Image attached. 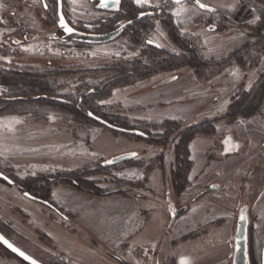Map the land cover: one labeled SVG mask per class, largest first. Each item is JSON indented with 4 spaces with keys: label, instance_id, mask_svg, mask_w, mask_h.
<instances>
[{
    "label": "rangeland",
    "instance_id": "rangeland-1",
    "mask_svg": "<svg viewBox=\"0 0 264 264\" xmlns=\"http://www.w3.org/2000/svg\"><path fill=\"white\" fill-rule=\"evenodd\" d=\"M64 1L68 22H70L73 26L79 25L87 29L89 32H93L94 29L97 28V24L93 23V21L107 14L99 11L94 7L93 4L87 2L86 0ZM133 1L137 5L149 8L150 10L148 11H152L151 9L154 8L158 10L161 9L160 0H140V2H138V0ZM197 1L210 7V11H203L193 4H187L184 2L173 4L172 10L169 13L172 16L174 24L177 25L181 32L198 37L201 46L204 48L203 52L206 57H222L246 40L252 39V37L247 36L242 29L237 27H230L226 30L219 31L214 30V21L213 23L206 25L192 22L194 17L198 15H204L205 12H211L216 8L230 7L236 0ZM44 3L47 4V0H44ZM46 4L44 5L46 6ZM43 17L44 12L41 7V0H0V22L3 23V26L0 27V66L3 65L4 67L9 68L11 65H14L15 67L79 65L90 68L100 67L121 59L132 58L137 54V50H128L118 41L85 46H77L71 42H60L58 38L59 36L56 38L54 37L56 36L54 27L51 25H44L41 20ZM256 20L257 17H254L249 23L253 24ZM14 23L20 24L23 27L25 36H22L19 30L14 27V25H12ZM154 25L155 27L150 36V40L156 42L160 46L174 49L173 44L167 39L164 31L159 26L158 20H155ZM208 27H212L213 30L209 31ZM228 67H232L230 71L237 72V77L235 80L231 76L228 78L226 77L228 72L222 73L226 69H230ZM228 67H225L218 74L209 78L198 77L194 75L188 68H181L171 72H163L159 75H161L162 78L176 75V84L181 82L184 84L208 82L210 84L209 87L214 88V94L213 96H210L212 98L207 99L205 104L200 107V110L204 108L203 114H205V117L209 118L223 113L226 107L229 105L228 103L231 101V98H233L239 88L243 90L249 88L251 83L256 79L257 75L264 69V55L260 58L257 65H246L244 70H240L236 65H231ZM220 73H222V75L218 77ZM155 76H157V74H155ZM153 86L154 85L150 82L144 84L141 83L136 86L131 84L115 88L112 90L110 97L104 100L102 104H104L112 112L125 115L133 121L134 119L132 116L142 114L144 111V108L141 104L143 92L149 90ZM14 88L15 86L12 85L10 81H0V96L11 93ZM67 91H69V89ZM138 98H141V100ZM48 119L53 120L54 124L59 123V128L61 129L69 128L70 131L72 130L71 132L74 138H80L86 142V164L94 163L95 161L97 162L101 159L106 160L111 156L124 152H130L133 149H135L137 153L139 151L142 153V146L140 145V148H130L131 145L128 142L129 137L127 136L113 134L103 126L74 122L71 119L70 114L67 112L55 110L48 106L35 105L27 108L26 112L22 115L0 116V155H3V153L8 150L9 152L14 153L17 147H19L16 142V138L17 136H23L19 130L20 128L17 126L21 120H24V122L28 121L30 123L37 121L46 122ZM190 120H192L191 117L188 120L189 122L182 123L189 124L195 119L191 122ZM139 121L142 122L144 120H137L136 122L134 121V123ZM231 123L233 124L226 126ZM231 123L219 121L215 124V131L212 135H206L202 133L196 134L190 141V158L194 164L189 173V178L191 181L190 189L192 190L189 195L192 193L195 195L196 193L213 185L217 186V188L207 192L206 196L201 198L199 197L194 201L191 198L193 195L185 196L180 194L179 196L171 193L170 200L175 207L181 206L185 203L188 205L186 212L180 215L174 221V223H172V233H174L175 237H177L186 229H192L194 226L203 224L205 226L196 231L199 232L205 229L208 230V228H212L216 226V224L219 225L221 223V220H216L218 216H227L226 213L229 212L231 206L236 205V208L234 209V223L232 227L233 237L235 231V221L239 214L240 208L242 207L241 204H246L249 208V241L251 238L253 239L256 256L255 260L250 259V264H260V252L264 247V116L250 117L245 119L238 118ZM214 135H217L218 138L214 137ZM225 135H232V137L238 141L236 143L239 148L237 153L224 158L220 157L219 141H221ZM71 140L73 143H76L73 138H71ZM122 140H126V142L124 143ZM137 143L143 144V142ZM128 147L130 150L127 149ZM125 149L127 150L122 151ZM92 150L100 151V153L96 154L92 152ZM143 151L145 153L146 150L143 149ZM142 155L139 154L136 158V161L140 162L143 160L141 161L143 162V165L132 163L130 165H124V167L121 169H110L109 175L117 179H124L126 181H136L142 180L144 178L147 179V170H145L146 168L144 165L147 167L151 164H146L144 162L146 158L143 157L145 154L143 156ZM168 159H170V156H168ZM16 166L17 165L14 162H8L0 158V167L9 170L15 176H17L16 173L18 172L16 170ZM128 166L132 167V169L127 170L126 168ZM55 173H51V175ZM35 175L36 174H26L24 177ZM17 177L20 178L19 176ZM100 186L107 189L114 188V184H110L108 182H102ZM142 191L143 190L132 189L128 190L127 195H117L131 197L135 195H141V193L138 194V192ZM16 193L18 192L15 188L9 187L6 184L0 182V214L5 216L9 212H15L20 218L23 219L22 221L28 220L29 216L19 211ZM67 215L72 220V217L69 214ZM213 216L214 218H212ZM0 219L9 223L11 228L14 229L8 220H5L1 217ZM206 220L209 221L204 223L203 221ZM212 220H214L215 223H210ZM66 221L68 224H70L69 220ZM73 228L74 230H77V228ZM79 228L82 231H85L82 227ZM80 231L77 230V233L87 238V236L82 234ZM209 231L210 229L204 234L208 235ZM35 232L39 241L44 243L50 242L51 247L56 246V244L65 247L64 242H57L56 244L52 243L44 236L43 233H40V231L36 230ZM16 233L18 232L16 231ZM85 233L88 232L85 231ZM211 233L212 232H209V235L205 238H202L201 240L195 238L200 237L203 235V233L195 236L190 235V237L187 238L189 239L188 241L190 243L182 242L183 240L179 238L174 242V246L177 245L174 254L178 256L180 262L187 261L188 264H206L202 263L204 262L202 260V257L204 258V256L208 257L210 260L212 258L216 260L217 255L211 253L212 247L209 246L213 242L220 244L222 241V235L218 233L213 235ZM20 235L24 237L30 243V245H34L28 238L22 234ZM87 239L89 240V238ZM34 246L37 247L36 245ZM81 246L85 247L88 251H90V253H94L93 255H96L92 248H87L86 245ZM161 248L162 245L159 247V251ZM98 249L102 251L100 247H98ZM177 252L180 253L177 254ZM191 252L193 260L189 261L190 257L188 255L187 258L184 259L186 253ZM103 253L115 261L113 257L107 255L105 252ZM109 253L111 252L109 251ZM77 254L74 253L72 257L80 262L81 256L79 253ZM232 254L233 250L231 252V257ZM52 256L58 258L56 255ZM171 259L173 260V258ZM15 262L16 264H19L17 261ZM215 262L212 263L218 264ZM91 264L111 263L109 260L96 255L95 258L91 259Z\"/></svg>",
    "mask_w": 264,
    "mask_h": 264
},
{
    "label": "trees",
    "instance_id": "trees-1",
    "mask_svg": "<svg viewBox=\"0 0 264 264\" xmlns=\"http://www.w3.org/2000/svg\"><path fill=\"white\" fill-rule=\"evenodd\" d=\"M186 3L193 4V1L189 0ZM62 5L63 14L67 19L64 0H62ZM41 7L44 12V17L41 19L44 25L55 27V0H47L46 6L41 3ZM160 7L161 11L158 15L145 18L133 24L120 37L123 44L129 48L134 47L139 50V54L132 59H123L100 67L90 68L79 65H43L40 67H15L11 65L9 68L3 65L0 66V81L7 80L15 86L11 93L0 96V116L22 115L27 108L35 105L48 106L52 109L69 113L74 122L101 126L87 117L89 112L114 127L142 131L148 135L146 139L133 135L124 134L123 136L161 146L162 151L152 161L156 162L157 168L161 170L164 195L167 198V202L171 203V193L180 195L190 185L188 173L192 162L189 159L188 144L196 134L212 135L215 131V124L219 121L231 123L238 118L264 116V69L257 75L249 88L244 90L239 88L223 113L189 124H183L178 120L172 119H164L159 123H134L127 116L112 112L102 102L110 97L113 89L131 85L157 73L188 68L198 77L209 78L231 65L238 66L240 70H244L246 65H257L260 58L264 55V0H236L230 7L216 8L211 12H205L204 15H198L192 19L193 23L205 25L214 21V30L219 31L237 27L242 29L247 36L252 37V39L246 40L219 58L206 57L198 37L179 30L169 13L173 7L172 3L167 0H160ZM148 10L150 9L135 4L133 0H121L118 12L107 13L105 16L93 21V23L97 24V28L93 32L110 31L114 28L116 22L133 19ZM254 17H257V20L250 24V20ZM155 20H158L159 26L164 31L167 39L173 44L174 49L163 46L160 49H156L146 45V41L150 39L155 27ZM12 25H15V23ZM1 26H3L2 22H0ZM74 27L77 30L89 32L79 25ZM74 44L85 46L81 43ZM65 89H69V91ZM106 129L113 134L122 135V133L117 131ZM150 129L159 131L151 133L149 132ZM171 152L173 160L169 162L168 156ZM139 154L142 153L139 152ZM102 161L101 159L97 162L53 175L36 174L35 176L18 178L9 170L1 167L0 172L12 182L11 187L15 188L16 191L21 194H28L34 200L46 203L48 207L52 208L62 218L69 220V223L80 231L81 229L69 216L51 201V189L54 186L62 185L90 197L111 194L127 195L128 190L132 189L148 190L144 187L147 182L146 178L136 181L114 178L109 175V170L117 167L114 165H102ZM129 162L141 164V161H136V159ZM148 169L149 166L146 167V170ZM0 182L7 185L2 179H0ZM102 182L114 184V188L101 187L100 184ZM201 195L202 193H199L197 197ZM138 197H141V195H138ZM241 205L246 207L248 219L249 208L246 204ZM172 222L169 219L166 227L168 228ZM249 228L250 222H247V256L248 259L255 260V245L252 238L249 241ZM202 231L192 232L186 237L199 235ZM80 232L85 234L93 244L100 247L103 252L113 257L116 264H125L109 253L89 233H85L82 230ZM0 233L42 264H67L34 245H30L24 237L11 228L9 223L1 219ZM0 256L6 259H14L19 264H27L7 250L1 243ZM165 264H174V262L172 259H168Z\"/></svg>",
    "mask_w": 264,
    "mask_h": 264
},
{
    "label": "crops",
    "instance_id": "crops-1",
    "mask_svg": "<svg viewBox=\"0 0 264 264\" xmlns=\"http://www.w3.org/2000/svg\"><path fill=\"white\" fill-rule=\"evenodd\" d=\"M228 68L230 69H226L222 73L228 72L226 77L231 76L235 80L237 72L230 71L232 67ZM174 76L176 78V75ZM163 79L161 75H157L141 82L142 84L151 82L154 86L143 92L142 100L138 98L141 100L144 111L142 114L132 116L134 120L159 122L163 119H177L182 122H189L190 117L192 120L205 117V114H203L204 108L200 110V107L214 94V88H210L208 82L191 84L181 82L176 84L174 80L169 83L170 85L157 88L156 83ZM21 121L17 125L23 135L16 138L19 147L14 153L8 150L0 155L1 159L14 162L17 165L16 170L18 172L16 174L20 178L26 174H51L67 171L86 164V142L80 138H74L72 130L70 131L69 128L61 129L59 123L54 124L53 120L50 119L46 122L29 123L28 121L24 122V120ZM214 137L218 138L217 135H214ZM71 138L76 143H73ZM122 142L125 143L126 140H122ZM128 142L131 145L130 148H140L142 146L141 148L146 150V154L143 156L146 159L152 158L160 152V148L153 145L131 140ZM92 152L100 153L96 150H92ZM126 169L131 170L132 167ZM144 187L148 190L138 192V194L141 193V197H138V195L129 197L117 194L88 197L62 185H56L51 189V200L64 213L69 214L75 224L90 233L125 264H164L168 258H173L174 264H188L187 261L180 262L178 256L174 254L177 247V245L174 246V242L181 238L182 242L190 243L186 235L205 225H197L192 229H186L187 231L185 230L175 237L172 233V224L168 228L166 227L169 222L167 198L164 195L162 175L159 169L151 167L147 171V182ZM16 195L19 211L28 215V220L22 221L23 219L15 212H9L5 216L0 214V217L8 220L14 230L28 238L38 248L56 255L69 264H91V259L95 258L96 255L109 260L111 264H116L85 236L77 233V230H74L65 219L52 209L20 196L19 193H16ZM206 195L207 192L201 197ZM235 208L236 205H232L229 212L226 213L227 216L221 217L220 215L216 218V220H221L219 225L216 224V226L208 228V230L210 229L209 232H212L211 234L218 233L222 235V241L220 244L213 242L209 246L212 247L211 253L217 255V259L212 258L210 260L204 256V258L202 257L204 261L202 263L213 264L212 262L216 261L215 263L218 264H229L232 252L231 236ZM207 221L209 220L203 222L206 223ZM36 230L43 233L52 243L64 242L65 247L57 244L51 247L50 242L39 241ZM208 230H203L200 233H203V235L195 239L201 240L208 236L209 232L208 235L204 234ZM81 245L92 248L96 255H93L94 253H90ZM161 245L162 248L159 251ZM74 253L80 254V262L72 257ZM179 253L177 252V254ZM187 255L190 257L189 261L193 260L192 252L186 253L184 259L187 258ZM0 264H16V262L14 259L0 257Z\"/></svg>",
    "mask_w": 264,
    "mask_h": 264
},
{
    "label": "water",
    "instance_id": "water-1",
    "mask_svg": "<svg viewBox=\"0 0 264 264\" xmlns=\"http://www.w3.org/2000/svg\"><path fill=\"white\" fill-rule=\"evenodd\" d=\"M87 1H89L90 3H94V7L96 9L102 12H105V13L116 12L119 10L120 5H121V0H106L105 7H100V0H87ZM167 1L172 4H179V3L187 2L189 0H178V2L177 0H167ZM41 2L44 3V0H41ZM193 3L196 7H198L199 9L203 11H210V7L200 3L197 0H194ZM201 5H203L204 7H201ZM157 14H158V11H153V10L142 12L134 19L122 23L116 29L109 31V32H104V33L84 32V31L75 29L72 25L68 23L62 11V0H56V16H57L56 26H57V30L61 33V36L59 37V41L64 42V43L65 42H76V43H82L86 45L105 44V43L115 40L118 36L121 35V33L126 28L130 27L134 23L139 22L140 20H143L145 18L154 17ZM61 19H63V22L67 26V28L71 29L70 32L65 31V28L61 26ZM208 30L212 31L213 28L208 27ZM147 44L153 47L159 48V46L152 41H147ZM174 80H175L174 76L168 77L162 82H160L158 86L167 85L173 82ZM87 117L91 119L92 121L98 124H101L102 126L110 130L118 131V132H121L127 135H134V136H138L142 138L146 137V135L143 132L136 130V129L126 130V129L114 127L106 123L105 121L101 120L100 118L94 116L92 113L88 112ZM232 146L238 147L236 142H234ZM235 151H230V152H235ZM223 152H225L224 149H223ZM136 155H137V152H134V151L120 153L118 155H114V156L107 158L106 160H104L103 164L107 166L115 165L117 163L130 160L134 158ZM0 179L4 180L9 185L12 184V182L1 172H0ZM214 189H215V186L213 185L208 188V191H211ZM24 197H26L27 199L33 200V198L28 194H24ZM168 212H169L170 221H173L175 218H177L178 216L182 215L185 212V208L182 207V208L174 209V211H172L171 208L168 206ZM247 222H248V219H247V214H246V207L242 206L240 208L239 214L235 221V231L232 237L233 254L231 257L230 264H249L248 256H247V248H246ZM0 243L7 250H9L12 254H14L16 257L21 259L23 262L27 264H42L39 261L35 260L30 255H28L22 249H20L12 241L6 238L2 233H0ZM21 253H23V255H21ZM261 264H264V247L261 249Z\"/></svg>",
    "mask_w": 264,
    "mask_h": 264
},
{
    "label": "flooded vegetation",
    "instance_id": "flooded-vegetation-1",
    "mask_svg": "<svg viewBox=\"0 0 264 264\" xmlns=\"http://www.w3.org/2000/svg\"><path fill=\"white\" fill-rule=\"evenodd\" d=\"M87 1V0H86ZM55 2H56V0H55ZM87 2H89V1H87ZM42 3V2H41ZM43 5H44V3H42ZM91 4H93L94 5V3H91ZM193 5H194V3H193ZM119 10H120V8H119ZM118 10V11H119ZM151 10H153V11H158V14H159V12L161 11V9L160 10H158V9H156V8H154V9H151ZM62 11H63V5H62ZM100 11V10H99ZM118 11H116V12H118ZM102 12V11H101ZM146 12V11H145ZM103 13H105V12H103ZM112 13H115V12H112ZM157 14V15H158ZM134 19V18H133ZM67 20V19H66ZM129 20H132V19H129ZM129 20H127V21H129ZM56 21H57V16H56ZM55 21V22H56ZM68 21V20H67ZM141 21V20H140ZM124 22H126V20L125 21H118V22H116L115 23V25H114V28L112 29V30H114V29H116L118 26H120L122 23H124ZM70 25H72L70 22H68ZM137 23V22H136ZM135 24V23H134ZM73 26V25H72ZM131 26H133V25H131ZM130 26V27H131ZM14 27H16L18 30H19V32L21 33V35L22 36H25V33L23 32V27L20 25V24H17V23H15V25H14ZM74 27V26H73ZM130 27H128V28H126L122 33H121V35L120 36H118L115 40H113V41H118V42H120V44H122V45H124L125 47H126V49H128V50H137V54L134 56V57H136L138 54H139V50L137 49V48H134V47H131V48H129L128 46H126L125 44H123V42H121V39H120V37L122 36V34L123 33H125V31L126 30H128ZM75 28V27H74ZM76 29V28H75ZM112 30H110V31H112ZM54 31L56 32V36H54L55 38L56 37H60L61 36V33L57 30V26H56V23H55V27H54ZM85 32V31H84ZM107 32H109V31H107ZM60 35H59V34ZM93 33H97V32H93ZM101 33H104V32H101ZM58 37V38H59ZM113 41H111V42H113ZM147 41H151L150 39L149 40H147ZM147 41H146V45H148L147 44ZM152 42H154V41H152ZM71 43H76V42H71ZM154 43H156V42H154ZM82 44V43H81ZM157 44V43H156ZM84 45H86V44H84ZM158 46H159V48H156V47H154V48H156V49H160L162 46H160L159 44H157ZM148 46H151V45H148ZM153 47V46H152ZM134 57H132V58H134ZM132 58H128V59H132ZM121 60H123V59H121ZM160 73H157V75H159ZM155 75H153V76H151V77H149V78H147V79H143V80H141V81H137V82H135V83H133V85L134 84H138V83H141V82H143L144 80H148V79H150V78H152V77H154ZM175 77V76H174ZM166 78H168V77H166ZM166 78H164L163 80H165ZM162 80V81H163ZM162 81H159V82H157L156 83V87L157 88H160V87H163V86H158L159 85V83L160 82H162ZM165 86V85H164ZM231 102V101H230ZM230 102L228 103V104H230ZM204 118H207V117H203V118H200V119H195L194 121H192V122H195V121H198V120H201V119H204ZM210 118V117H209ZM164 120V119H163ZM172 120H177V119H172ZM132 121V120H131ZM136 122L137 120H133V122ZM162 121V120H161ZM161 121H159V122H161ZM178 121H180V120H178ZM140 122V121H139ZM142 122H154V121H142ZM159 122H157V123H159ZM180 122H182V121H180ZM191 122V123H192ZM186 124H188V123H186ZM101 125V124H100ZM102 126V125H101ZM104 127V126H103ZM127 130V129H126ZM134 130V129H133ZM136 130H138V129H136ZM140 131V130H139ZM157 131H159V130H153V129H150L149 130V132H151V133H155V132H157ZM118 132V131H117ZM142 132V131H141ZM119 133H121V132H119ZM124 135V133H122V136ZM125 135H127V134H125ZM146 135V134H145ZM134 136V135H133ZM136 137H138V136H136ZM148 137V135H146V137H145V139ZM142 138V137H141ZM193 139V138H192ZM191 139V140H192ZM213 139V138H212ZM129 140H133V141H135V142H143V144H147V145H153V146H156V147H159L160 148V152L162 151V148H161V146H158V145H155V144H150V143H147V142H144V141H138V140H135V139H132V138H129ZM190 140V141H191ZM234 142H238V141H236V139H234V137H232V135H225L224 136V138L221 140V141H219V144H220V157H228V156H230V155H233V154H235V153H237V150H238V148H239V146L238 147H233L232 145H233V143ZM189 144H190V142H189ZM189 144H188V151H189ZM233 147V148H232ZM223 149H224V151L225 152H223ZM236 150V151H235ZM132 151H134V152H136L135 150H132ZM229 151V152H228ZM230 151H235V152H230ZM131 152V151H130ZM140 152V151H139ZM139 152L137 153V155L134 157V158H132V159H130V160H127V161H125V162H121V163H117V164H115L114 166H116L117 168H115V169H118V168H122V167H124V165H130V164H132V163H134V162H132V163H130L129 161H131V160H133V159H136L137 158V156L139 155ZM160 152L157 154V155H155L154 157H156V156H158L159 154H160ZM142 154L144 155V154H146V151H145V153H144V151H143V149H142ZM141 154V155H142ZM142 155V156H143ZM170 156V159H168V161L169 162H171L172 160H173V155H172V152H171V154L169 155ZM154 157H152V158H149V159H145V163H146V161H147V164H151V165H149V169L148 170H150V168L151 167H156L157 168V166H156V162H153L152 161V159L154 158ZM189 159L191 160V162H192V166H193V161H192V159L190 158V151H189ZM141 161H143V160H141ZM96 162V161H95ZM103 162H104V160L102 161V165H104L103 164ZM129 162V163H128ZM135 164V163H134ZM85 165V164H84ZM139 165H143V162H141V164H139ZM105 166H107V165H105ZM111 166H113V165H111ZM192 166H191V168H192ZM128 167H130V166H128ZM144 167L146 168V166L144 165ZM157 169H159V168H157ZM146 170V169H145ZM147 170V171H148ZM160 170V169H159ZM191 170V169H190ZM69 171V170H68ZM189 173H190V171H189ZM189 173H188V180H189V182H190V185H191V181H190V178H189ZM115 178V177H114ZM12 185V184H11ZM11 185H9V184H7V186H9V187H11ZM190 185L186 188V190L182 193L183 195H189L190 194V192H192V190L190 189ZM215 188H217V186H215ZM18 192V191H17ZM206 192H208V188H205L204 190H202V191H200V192H198V193H196L195 195H193L194 193H192L191 195H193L191 198H192V200L194 201V200H197L199 197H201L203 194H205ZM21 196H23L24 197V194H21L20 192H18ZM199 193H202V195L201 196H198L197 197V195L199 194ZM181 194V195H182ZM191 195H189V196H191ZM180 196V195H179ZM195 197H197L196 199H194ZM26 198V197H25ZM190 198V199H191ZM30 200V199H29ZM32 201H35V202H38V203H41V204H43V205H46L47 206V204L45 203L44 204V202H41V201H38V200H32ZM166 204H167V208H168V206L171 208V210L172 211H174V209H178V208H182V207H184L185 208V212H186V210H187V208H188V206L186 207V203L185 204H182L181 206H178V207H175L173 204H172V202L171 203H168L167 201H166ZM48 207V206H47ZM48 208H50V207H48ZM50 209H52V208H50ZM53 210V209H52ZM54 211V210H53ZM55 212V211H54ZM184 212V213H185ZM56 213V212H55ZM183 213V214H184ZM57 214V213H56ZM59 215V214H58ZM60 216V215H59ZM168 216H169V212H168ZM179 217V216H178ZM176 219V218H175ZM174 219V220H175ZM173 220V221H174ZM212 222H214V221H211L210 223H212ZM202 228V227H201ZM200 228V229H201ZM199 230V229H198ZM197 230V231H198ZM248 261H249V264H250V259H248ZM260 264H261V252H260Z\"/></svg>",
    "mask_w": 264,
    "mask_h": 264
},
{
    "label": "snow or ice",
    "instance_id": "snow-or-ice-1",
    "mask_svg": "<svg viewBox=\"0 0 264 264\" xmlns=\"http://www.w3.org/2000/svg\"><path fill=\"white\" fill-rule=\"evenodd\" d=\"M138 2H140V0H138ZM105 6H106V0H100V7H105ZM201 7H204V6L201 5ZM61 26L65 28V31H69V32L71 31V29L67 28V26L64 24L63 19H61ZM21 255H23V253H21Z\"/></svg>",
    "mask_w": 264,
    "mask_h": 264
}]
</instances>
